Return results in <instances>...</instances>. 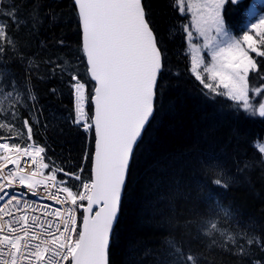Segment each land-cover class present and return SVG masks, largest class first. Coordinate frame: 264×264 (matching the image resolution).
<instances>
[{"label": "snow or ice", "instance_id": "6c2138e0", "mask_svg": "<svg viewBox=\"0 0 264 264\" xmlns=\"http://www.w3.org/2000/svg\"><path fill=\"white\" fill-rule=\"evenodd\" d=\"M73 2L80 51L92 87L89 91L78 71L69 74L73 97L69 119L89 133V148L79 172L65 171L47 156V145L34 139L33 124L40 123L34 110L18 127L21 110L29 100L36 101L31 88L21 89L12 80L0 89V130L9 133L0 135V264H109L111 236L135 149L156 111L158 94L162 95L159 80L164 52L142 0ZM229 3L238 8L243 0H175L181 14H191V21L182 26L190 55L186 71L202 85L205 97H225L238 112L264 118V99H260L264 75L256 59L264 58V12L258 13L253 6L248 21L233 30L222 14ZM0 15L16 23L14 6L7 12L0 10ZM0 41L13 44L3 21ZM6 51L0 44V55ZM44 63L53 76L66 71L59 62ZM252 73L259 78V86L251 83ZM5 100L11 102L8 108L3 107ZM89 106L91 114L86 110ZM259 150L264 153V144ZM89 160L91 169L85 177ZM209 171L217 178L204 184L208 218L201 225L203 234L218 235L221 247H238L239 254L246 255L237 236L249 246L264 244V240L246 238L243 232L234 234L221 226L232 213L213 189L227 188L229 183L221 172ZM61 173L64 178L58 179ZM29 194L36 199H29ZM45 199L53 203L41 204ZM174 251L175 264H198L191 250L185 253L179 247Z\"/></svg>", "mask_w": 264, "mask_h": 264}, {"label": "trees", "instance_id": "16d2710c", "mask_svg": "<svg viewBox=\"0 0 264 264\" xmlns=\"http://www.w3.org/2000/svg\"><path fill=\"white\" fill-rule=\"evenodd\" d=\"M143 4L164 52L162 95L158 94L156 111L135 149L109 247V264H175L174 250L179 247L185 253L191 250L198 264H264V244L249 246L237 236V244L247 253L241 255L238 247H221L218 235L205 236L201 226L208 218L204 184L217 178L209 171L212 168L229 183L227 188L213 189L232 213L221 226L264 240V157L255 146V140L264 137V118L238 112L225 97H205L202 85L186 71L188 42L179 27L175 0H143ZM13 6L16 23L0 15L13 41L11 45L0 41L7 49L0 55V89L12 80L21 89L31 88L36 101L29 100L21 110L18 127L34 110L40 121L33 124L34 139L47 145V156L56 164L75 171L84 163L89 142L69 119L73 97L68 77L78 71L90 90L92 83L80 51L74 3L0 0L3 12ZM49 60L59 62L66 71L53 76L44 63ZM260 68L264 71V58ZM251 83L259 86L261 82L252 77ZM10 103L5 100L3 107ZM0 135L9 133L0 130ZM89 172L90 160L84 176ZM60 177L64 178L62 173Z\"/></svg>", "mask_w": 264, "mask_h": 264}, {"label": "rangeland", "instance_id": "374dc122", "mask_svg": "<svg viewBox=\"0 0 264 264\" xmlns=\"http://www.w3.org/2000/svg\"><path fill=\"white\" fill-rule=\"evenodd\" d=\"M248 8H247V13H248V10L251 9L253 6H255L256 8V11L258 13L260 12H264V10H261L259 11L258 7H257V4L258 3H262L264 4V0H249L248 2ZM176 5V4H175ZM176 9H177V13H178V16L180 17L178 22H179V27H181V31H182V34H183V37H186V33H184L183 31V25L186 24V23H189L191 21V14H181V12L179 11V8L176 6ZM243 12H244V9H243ZM223 14V13H222ZM241 15V13L239 14ZM249 19L248 15L245 16V19L244 21L239 25L240 28L243 27L244 23L247 22ZM235 35L239 36V35H242V31H235L234 32ZM250 55H252L253 57H255V53H250ZM207 58V57H206ZM258 59V58H256ZM256 75V73H252V76ZM261 144H264V138L262 139H258L256 142H255V145L257 147V149L259 150V145ZM260 151V150H259ZM264 157V153H261Z\"/></svg>", "mask_w": 264, "mask_h": 264}, {"label": "built area", "instance_id": "2783aa9c", "mask_svg": "<svg viewBox=\"0 0 264 264\" xmlns=\"http://www.w3.org/2000/svg\"><path fill=\"white\" fill-rule=\"evenodd\" d=\"M29 199H36V198H34V197H29ZM52 202V201H51ZM53 203V202H52Z\"/></svg>", "mask_w": 264, "mask_h": 264}, {"label": "water", "instance_id": "95a60500", "mask_svg": "<svg viewBox=\"0 0 264 264\" xmlns=\"http://www.w3.org/2000/svg\"><path fill=\"white\" fill-rule=\"evenodd\" d=\"M123 195V194H122ZM117 222V221H116ZM115 225H116V223H115ZM115 227V226H114ZM109 251V250H108Z\"/></svg>", "mask_w": 264, "mask_h": 264}]
</instances>
